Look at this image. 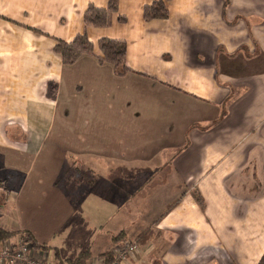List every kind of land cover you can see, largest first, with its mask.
<instances>
[{"label":"crops","instance_id":"obj_1","mask_svg":"<svg viewBox=\"0 0 264 264\" xmlns=\"http://www.w3.org/2000/svg\"><path fill=\"white\" fill-rule=\"evenodd\" d=\"M152 1L85 28L108 0H0V228L53 264L140 237L125 264H258L264 0H170L148 22ZM85 31L93 55L64 65L55 41ZM101 38L126 42L132 72L99 62Z\"/></svg>","mask_w":264,"mask_h":264},{"label":"trees","instance_id":"obj_2","mask_svg":"<svg viewBox=\"0 0 264 264\" xmlns=\"http://www.w3.org/2000/svg\"><path fill=\"white\" fill-rule=\"evenodd\" d=\"M170 0H153L151 4L144 7L143 17L145 21L152 20H165L169 16V11L166 6V2ZM119 0H108L106 8H98L95 6H89L84 14L85 28L97 27L105 28L112 25V19L114 14L118 11ZM123 21L124 18H119ZM98 48L101 52V56L98 60L101 64H110L114 68V72L118 77H123L126 74L132 72V70L126 65V42L122 40H113L108 38H101L97 42ZM54 51L62 57L64 65L74 64L80 57L84 55H93L94 44L88 39L86 31L82 34L77 35L71 42H65L57 39L54 45ZM55 89V86H53ZM196 201L202 205L203 199L201 195L194 191L192 193ZM172 205H170L171 207ZM169 207V208H170ZM15 233H9L0 228V245L12 237ZM25 240L30 243L34 248L39 250L47 251L50 247L40 246L29 233H22ZM123 232L112 237L113 242L120 240ZM141 239V237H140ZM140 239L137 240H126L120 245H124L128 242H137L140 247ZM58 253L54 255V264H86L89 261V253L87 251L80 253L74 259L61 260L58 258ZM100 258L105 260L106 264L112 263L113 249L99 255ZM88 259V260H87ZM258 264H264V254L260 258Z\"/></svg>","mask_w":264,"mask_h":264},{"label":"built area","instance_id":"obj_3","mask_svg":"<svg viewBox=\"0 0 264 264\" xmlns=\"http://www.w3.org/2000/svg\"><path fill=\"white\" fill-rule=\"evenodd\" d=\"M7 195L4 182H0V197ZM140 247L137 242H128L113 249L112 263L125 264L139 252ZM0 264H53L48 251L34 248L23 236L16 241H5L0 245ZM87 264H106L100 257H94Z\"/></svg>","mask_w":264,"mask_h":264},{"label":"rangeland","instance_id":"obj_4","mask_svg":"<svg viewBox=\"0 0 264 264\" xmlns=\"http://www.w3.org/2000/svg\"><path fill=\"white\" fill-rule=\"evenodd\" d=\"M102 174H103V172H102ZM102 174H101V175H102ZM102 180H103V175H102V179H101L100 181L102 182ZM120 188H121V187H118V186H117L115 189H116V190H119ZM146 193L149 194V191H147ZM94 194H95V193H94ZM150 195H151V196H152V195L155 196V194H154L153 192H152ZM166 196H167V195H166ZM95 197H97V196H95ZM153 198H154V197H153ZM159 198H161L160 195H159ZM91 199H92L93 201H90V202H94L93 196H91ZM94 206H95V205H94ZM98 207H100V206L98 205ZM82 208H83V209L87 208V209L85 210V212H86L90 217L92 216V214H93V212H91L92 205L88 204L87 207H86V206H83ZM92 211H93V210H92ZM116 214H118V215H122L121 211H118ZM117 220H118V219H117ZM115 221H116V220H115ZM111 224H112V223H111ZM111 224H110V225L108 224V225L102 227V229L104 230V232L107 231V230L110 229V228H113V224H112V225H111ZM86 248H87V247H86ZM86 248L83 249V250H86ZM81 250H82V249H80V251H81ZM83 250H82V251H83ZM91 251H92L93 253H95L93 248L91 249ZM94 256L96 257L97 255H94ZM94 256H92V257H90V258L93 259ZM98 256H99V255H98ZM74 257H75V256H74ZM90 258H89V260H91ZM130 259H131V258H130Z\"/></svg>","mask_w":264,"mask_h":264}]
</instances>
